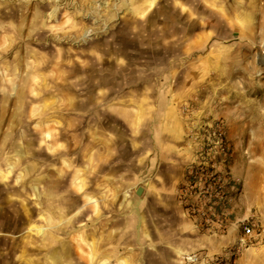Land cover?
Instances as JSON below:
<instances>
[{"label":"rangeland","instance_id":"1","mask_svg":"<svg viewBox=\"0 0 264 264\" xmlns=\"http://www.w3.org/2000/svg\"><path fill=\"white\" fill-rule=\"evenodd\" d=\"M144 76L223 124L240 222L264 230V0H0V264H189L173 233L141 232L143 193L105 186L98 157L108 106ZM244 254L264 264V238Z\"/></svg>","mask_w":264,"mask_h":264},{"label":"crops","instance_id":"2","mask_svg":"<svg viewBox=\"0 0 264 264\" xmlns=\"http://www.w3.org/2000/svg\"><path fill=\"white\" fill-rule=\"evenodd\" d=\"M144 77V87L132 89L136 100L114 108L113 112L112 106H108L107 116L119 122L118 126L113 125L107 118L103 124L106 130L114 126L112 134L94 138L101 142L97 146L99 159L113 160L112 167L108 165L106 171L105 186L114 185L116 190L143 188L142 198L129 201L131 206H139L143 234L147 229L173 233L181 248L177 249L185 252L184 256L222 255L241 239L235 225L241 221L240 196L228 207L229 214L234 213L233 218L238 220L231 223L226 234H209L198 229L196 221L199 219L190 217L180 196L178 198L187 184V168L194 155L190 136L198 124L193 121V114H183L185 94L168 84L167 76L163 85L164 76ZM152 175L154 181L148 183ZM234 206V212L230 211ZM251 262L244 254L237 264Z\"/></svg>","mask_w":264,"mask_h":264},{"label":"built area","instance_id":"3","mask_svg":"<svg viewBox=\"0 0 264 264\" xmlns=\"http://www.w3.org/2000/svg\"><path fill=\"white\" fill-rule=\"evenodd\" d=\"M194 151L187 168V184L181 190L180 200L196 226L210 234H226L229 225L228 207L240 196V181L233 176L232 148L222 123H201L190 136ZM243 237L238 244L222 255L214 257L186 255L189 264H234L233 259L253 240L264 238V230L255 223L239 222ZM256 229H259L257 232Z\"/></svg>","mask_w":264,"mask_h":264},{"label":"water","instance_id":"4","mask_svg":"<svg viewBox=\"0 0 264 264\" xmlns=\"http://www.w3.org/2000/svg\"><path fill=\"white\" fill-rule=\"evenodd\" d=\"M142 193H143V188H140V189L138 190V192H137V195L140 196V195H142Z\"/></svg>","mask_w":264,"mask_h":264},{"label":"bare ground","instance_id":"5","mask_svg":"<svg viewBox=\"0 0 264 264\" xmlns=\"http://www.w3.org/2000/svg\"><path fill=\"white\" fill-rule=\"evenodd\" d=\"M54 261H55V259H54Z\"/></svg>","mask_w":264,"mask_h":264}]
</instances>
